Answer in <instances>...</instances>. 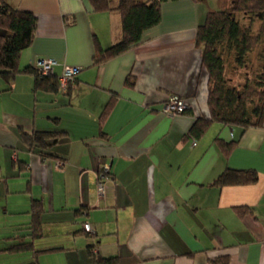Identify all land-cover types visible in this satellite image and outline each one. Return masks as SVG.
I'll return each instance as SVG.
<instances>
[{"label": "crops", "instance_id": "0c3cea01", "mask_svg": "<svg viewBox=\"0 0 264 264\" xmlns=\"http://www.w3.org/2000/svg\"><path fill=\"white\" fill-rule=\"evenodd\" d=\"M7 1L37 19L20 69L49 59L55 76L64 66L79 72L68 95L35 91L28 74L10 86L0 79V217L17 227L1 237L0 253L25 244L32 255L24 264H47L53 253L93 264L87 247L97 243L100 256L119 264H264V120L244 132L213 122L199 138L190 134L208 117L195 45L207 1L161 3V21L142 44L97 66L94 41L105 49L120 40L119 12H95L90 0ZM173 95L186 113L161 112ZM20 131L54 134L47 152L64 164L28 151ZM103 167L110 180L98 198ZM227 169L254 170L257 181L214 185ZM51 235L47 246L42 237Z\"/></svg>", "mask_w": 264, "mask_h": 264}, {"label": "trees", "instance_id": "16d2710c", "mask_svg": "<svg viewBox=\"0 0 264 264\" xmlns=\"http://www.w3.org/2000/svg\"><path fill=\"white\" fill-rule=\"evenodd\" d=\"M166 1L117 0L112 6L110 0H90L95 12H119L121 28L120 40L108 48L103 49L94 41L92 65H100L142 44L144 33L160 23V5ZM218 4V10H209L196 30L195 45L201 52V65L208 80V117L194 121L190 129L194 138L202 136L213 122L240 127L244 132L248 128L262 126L264 120V0H218ZM256 23L259 24L257 29L253 27ZM36 26L37 19L31 12L17 10L7 0H0V79L10 86L17 76L28 74L34 77L35 91L68 95L75 86L76 77L66 91L61 92L59 76H55L54 72L43 75L35 67L19 68L20 55L32 44ZM228 64L232 70L243 69L246 74L254 72L253 81L250 82L247 77L242 91L230 85L231 80L226 78ZM126 81L128 85L133 84L130 78ZM19 135L28 151L37 150L42 159H54V162L64 164L62 159L47 152L50 146L47 140L55 137L54 134L20 131ZM233 144L235 142H231L230 147ZM257 177L254 170L227 169L214 181V185H248L255 183ZM37 207L38 203L33 201L35 225L38 223ZM96 248L97 243L87 247L93 264H119L117 257H102ZM18 249H29V245H20ZM210 262L228 264L225 258Z\"/></svg>", "mask_w": 264, "mask_h": 264}, {"label": "rangeland", "instance_id": "374dc122", "mask_svg": "<svg viewBox=\"0 0 264 264\" xmlns=\"http://www.w3.org/2000/svg\"><path fill=\"white\" fill-rule=\"evenodd\" d=\"M207 4L211 6V10H218L219 4L218 0H206ZM255 29L259 27V24H254L253 26ZM256 52L253 54L255 55ZM253 62L256 65L255 59H253ZM249 78L250 82L254 79V72L249 71L248 74H246V70H232L231 66L228 64L226 66V78L230 79V85L237 88L238 91H242V86L244 85L246 78ZM1 219L4 220V222H0V239L3 236H13L15 234V229L17 228L15 226V223H12L13 219L9 218L8 216H1ZM31 239V238H30ZM54 236H46L42 237V241L47 246H50L54 242ZM29 243V240H27ZM26 242V243H27ZM1 240H0V247H1ZM3 247V246H2ZM19 244H17L16 247H9V249L5 250L3 253H0V264H24V262H29L31 260V249H18ZM80 255V254H79ZM74 256L70 257L68 255H60L59 253H53L50 254L49 257L46 258L47 264H73L80 262L81 256ZM45 258V256H44Z\"/></svg>", "mask_w": 264, "mask_h": 264}, {"label": "built area", "instance_id": "2783aa9c", "mask_svg": "<svg viewBox=\"0 0 264 264\" xmlns=\"http://www.w3.org/2000/svg\"><path fill=\"white\" fill-rule=\"evenodd\" d=\"M55 62L49 59H40L36 61L34 67L40 71L43 75H47L53 72ZM79 69L71 66H64L62 73L60 74L58 80L60 85V91L65 92L70 82L74 80L76 75L78 74ZM188 108L186 102L178 96H170L162 108L161 112L165 115H179L184 113V111ZM59 166L62 164L58 163ZM109 167H103L101 173L97 176L96 182V193L98 198L104 197L106 192V185L109 182ZM83 229L86 232L91 231V227L89 224L84 223Z\"/></svg>", "mask_w": 264, "mask_h": 264}]
</instances>
